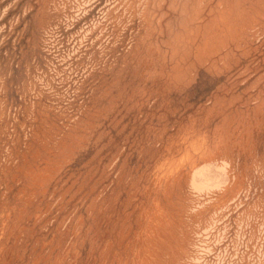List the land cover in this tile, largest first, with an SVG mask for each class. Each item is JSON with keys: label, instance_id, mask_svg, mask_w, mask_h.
<instances>
[{"label": "rangeland", "instance_id": "1", "mask_svg": "<svg viewBox=\"0 0 264 264\" xmlns=\"http://www.w3.org/2000/svg\"><path fill=\"white\" fill-rule=\"evenodd\" d=\"M0 264H264V0H0Z\"/></svg>", "mask_w": 264, "mask_h": 264}]
</instances>
